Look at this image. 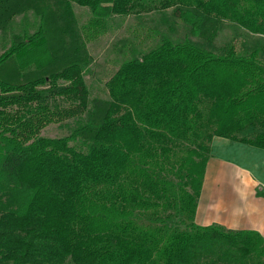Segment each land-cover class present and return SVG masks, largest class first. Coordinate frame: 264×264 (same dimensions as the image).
I'll return each instance as SVG.
<instances>
[{
  "label": "trees",
  "instance_id": "obj_1",
  "mask_svg": "<svg viewBox=\"0 0 264 264\" xmlns=\"http://www.w3.org/2000/svg\"><path fill=\"white\" fill-rule=\"evenodd\" d=\"M168 7L208 42L223 20L264 35V0H0V31L22 23L0 51V264H264L258 231L194 219L212 137L264 148L258 48L217 53L155 29L108 98L89 100L85 38ZM78 115L66 135L39 134Z\"/></svg>",
  "mask_w": 264,
  "mask_h": 264
},
{
  "label": "rangeland",
  "instance_id": "obj_2",
  "mask_svg": "<svg viewBox=\"0 0 264 264\" xmlns=\"http://www.w3.org/2000/svg\"><path fill=\"white\" fill-rule=\"evenodd\" d=\"M72 9L79 26L85 24L91 16L89 8L85 6L73 3ZM30 17H32V14ZM34 23L30 26L31 30L34 27ZM21 24V16L16 15L11 19L7 29L0 31V51L9 42L11 32L19 30ZM155 29L159 30L158 35L163 33L174 40L188 37L193 42L207 46L217 53H221L229 43H232L236 50L241 53H247L252 48H258V56L261 60H264V35L251 33L229 20L221 22L215 37L212 41L208 42L190 34L188 25L175 16L172 7L153 10L141 16L136 14L124 17L114 15L108 19L104 32L96 37L85 38L86 47L89 52V63L84 70V80L88 88L89 100L94 96L108 98L106 80L124 57L129 56L132 52L147 48L155 41ZM51 97H47L49 101H53ZM54 98L62 104L63 101L60 97L56 96ZM83 117V115H78L52 121L43 126L39 134L45 136L66 135L73 125L81 121ZM253 132V129H248L240 132V134L251 135ZM76 144L80 145L78 142ZM244 262L245 264H257L256 261H252L251 259H247ZM64 264L73 263L67 259ZM216 264L238 263L223 260L218 261Z\"/></svg>",
  "mask_w": 264,
  "mask_h": 264
},
{
  "label": "crops",
  "instance_id": "obj_3",
  "mask_svg": "<svg viewBox=\"0 0 264 264\" xmlns=\"http://www.w3.org/2000/svg\"><path fill=\"white\" fill-rule=\"evenodd\" d=\"M194 219L264 237V148L212 137Z\"/></svg>",
  "mask_w": 264,
  "mask_h": 264
}]
</instances>
